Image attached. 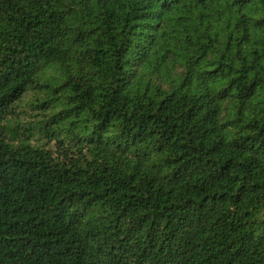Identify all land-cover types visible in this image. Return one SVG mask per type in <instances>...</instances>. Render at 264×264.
Listing matches in <instances>:
<instances>
[{
  "label": "trees",
  "instance_id": "obj_1",
  "mask_svg": "<svg viewBox=\"0 0 264 264\" xmlns=\"http://www.w3.org/2000/svg\"><path fill=\"white\" fill-rule=\"evenodd\" d=\"M0 264H264V0H0Z\"/></svg>",
  "mask_w": 264,
  "mask_h": 264
}]
</instances>
